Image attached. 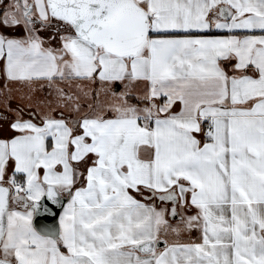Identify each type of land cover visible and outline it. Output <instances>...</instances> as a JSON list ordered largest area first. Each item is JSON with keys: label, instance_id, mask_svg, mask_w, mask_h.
I'll return each instance as SVG.
<instances>
[{"label": "snow or ice", "instance_id": "snow-or-ice-1", "mask_svg": "<svg viewBox=\"0 0 264 264\" xmlns=\"http://www.w3.org/2000/svg\"><path fill=\"white\" fill-rule=\"evenodd\" d=\"M0 81V264H264V0H0Z\"/></svg>", "mask_w": 264, "mask_h": 264}, {"label": "water", "instance_id": "water-1", "mask_svg": "<svg viewBox=\"0 0 264 264\" xmlns=\"http://www.w3.org/2000/svg\"><path fill=\"white\" fill-rule=\"evenodd\" d=\"M44 223H52L53 221L52 220H46V221H43Z\"/></svg>", "mask_w": 264, "mask_h": 264}, {"label": "crops", "instance_id": "crops-1", "mask_svg": "<svg viewBox=\"0 0 264 264\" xmlns=\"http://www.w3.org/2000/svg\"><path fill=\"white\" fill-rule=\"evenodd\" d=\"M0 84H2V81H0Z\"/></svg>", "mask_w": 264, "mask_h": 264}]
</instances>
